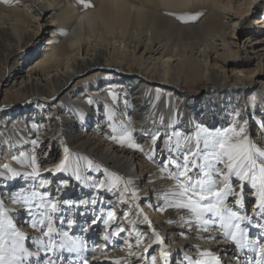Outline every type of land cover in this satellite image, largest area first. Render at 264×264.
<instances>
[{"label":"bare ground","instance_id":"obj_1","mask_svg":"<svg viewBox=\"0 0 264 264\" xmlns=\"http://www.w3.org/2000/svg\"><path fill=\"white\" fill-rule=\"evenodd\" d=\"M42 38L46 41L39 50ZM88 71L93 73L84 77ZM248 93L251 96L246 98ZM1 94L0 192L7 208L21 213L15 222L27 236L42 233L31 227L23 208L7 202L9 185L13 195L36 192L45 202H61L51 216L53 227L85 241L89 249L101 230L94 245L100 250L90 256L94 258L89 264H136L137 256L145 260L153 247L156 259L165 264L152 229L165 242L168 264L181 250L185 257L197 260L201 255L196 249L212 251L223 260H227L226 249L232 254L231 241L205 238H219L221 231L185 227L179 222L187 215L183 210H156L163 203V193L175 187L167 178L172 166L163 173L161 166L169 155L165 146L178 156L194 149L197 141L202 145L208 132L215 134L232 126L244 127L253 146L264 151V0L0 2ZM92 121L94 129L86 130ZM254 128L255 138L251 136ZM126 130L133 132L143 151L118 143ZM157 131L161 140L153 143L148 134ZM166 133L171 134L170 141ZM34 139H38L35 147L30 143ZM58 154L57 164H53L51 159ZM32 155L39 175L14 178V183L8 180L10 173L3 165L26 174L32 171L28 158ZM61 163L67 171H55ZM117 176L131 179L134 184L130 187L139 189V195H152L156 206L150 201L137 206L136 198L130 199L122 190L114 189L116 194H112L93 188L98 182L119 186ZM230 183L240 191V181L233 177ZM243 183V205L251 210L256 193ZM121 196L129 202L120 203ZM90 199L97 203L85 210L82 202ZM233 199L230 196L229 203ZM35 205L34 218H39L41 201L37 199ZM137 207L149 217L151 227ZM109 210L115 213L107 228L110 240L103 239L106 229L102 223L81 232L94 215L99 220ZM118 226L127 234L115 235ZM182 232L187 236H181ZM123 234L126 251L121 252L112 246ZM255 234L252 229L248 237ZM203 237L206 243L200 240ZM146 246L147 253L143 251ZM88 252L83 255L87 257Z\"/></svg>","mask_w":264,"mask_h":264},{"label":"snow or ice","instance_id":"obj_2","mask_svg":"<svg viewBox=\"0 0 264 264\" xmlns=\"http://www.w3.org/2000/svg\"><path fill=\"white\" fill-rule=\"evenodd\" d=\"M5 4L9 0H0ZM84 3V0H81ZM90 6V5H85ZM178 115V114H177ZM264 123V122H262ZM149 139L153 143L161 140L159 131L150 133ZM169 141L171 134L166 133ZM114 140L116 136L112 137ZM33 147L38 144V139L30 142ZM118 143L127 144L128 147L143 151V149L135 142L133 132L131 130L124 131L118 137ZM67 153V148L64 149ZM152 151V149H150ZM165 152L169 155L165 156V163L161 166L163 173L168 165L172 166V170L167 173V178L175 182L174 190L166 191L161 196L163 203L157 206L156 210L161 212L167 208L183 210L187 215H182L179 222L185 227L191 229L193 225L198 231H221L222 235L217 238L215 236H207L206 239L217 240L218 243L232 242V254L228 255L225 250L227 260H223L216 253L209 250L196 249L200 255V259L187 258L181 250L180 256L177 257L174 264H264V151L255 148L251 143L244 127H229L221 129L213 134L208 132L203 139V143L197 141L194 149L190 148L181 151L178 156L171 155L172 148L165 146ZM259 156L261 159H257ZM15 159V156L12 157ZM31 161L29 165L32 171L28 173H18L9 168L7 165L3 167L10 175L8 180L15 182L14 178H23L27 175L35 178L39 175V166L36 164V157L32 155L28 157ZM152 159V156L148 157ZM67 156H65V162ZM202 161V163H201ZM57 172L67 171L66 164L61 163L55 169ZM192 173H195L194 175ZM77 180L82 177L79 173L75 174ZM240 181V191L234 189L230 183L231 178ZM116 181L119 186L113 183L106 186L103 182L93 185L94 189L107 191L112 194L123 191L128 194L130 199L139 196V189L134 186L129 192V187L134 182L124 180L117 176ZM247 182L251 189L255 190L256 201L253 208L248 210L243 205V196L241 191L244 187L243 182ZM7 194V202L14 203L19 208H23V215L29 218V223L34 229L39 228L42 235L40 237H29L23 231L19 230L20 226L15 222L16 218L21 215L19 212H12L6 206L5 196L0 192V264H89V259L94 257H86L83 253L91 251L95 252V246L91 249L83 240L72 239L68 236L67 231H58L53 227L51 216L57 212L58 204L61 203L54 199L45 202L43 196H38L36 192L31 195H13L10 185ZM234 197L229 203L228 198ZM41 201L42 212L38 213L35 205L36 200ZM123 196L120 197V203H128ZM69 203L70 206H77ZM85 210L88 206L95 205L96 200H88L82 202ZM151 206V205H150ZM137 212L142 216L144 222L151 227V221L147 215H144L137 207ZM115 213L112 210L107 211L101 219L97 220L94 215L91 220L87 221L88 227H82L81 232H86L89 227L95 223H102L105 226L103 239L110 240L107 231L111 221H114ZM61 226L64 221H59ZM168 223H172L171 220ZM71 227V224H68ZM254 229L257 233V239L249 241L248 233ZM123 227H117L114 230L115 235L124 232ZM155 243L161 246L160 256L164 258L165 264H168L169 252L164 248V240L159 232L152 229ZM139 235V234H138ZM181 236H187V233H180ZM63 239H58V237ZM140 247V241L137 240V248ZM143 251L147 253L148 247H144ZM254 253L255 255H250ZM130 256H136V252H130ZM206 258H210V261ZM143 256H137V260H143ZM151 264H156V257H150ZM130 264V262H129Z\"/></svg>","mask_w":264,"mask_h":264},{"label":"rangeland","instance_id":"obj_3","mask_svg":"<svg viewBox=\"0 0 264 264\" xmlns=\"http://www.w3.org/2000/svg\"><path fill=\"white\" fill-rule=\"evenodd\" d=\"M45 41H46V38H42V40H40V43H39V45H38V49L39 50H42L43 48H44V44H45ZM20 68H22V67H24V65L22 64L21 66H19ZM93 72L92 71H88L87 73H85L84 74V77H88V76H90L91 74H92ZM216 73H219V72H216ZM220 74V73H219ZM76 81H77V79H75V82H73L72 83V85L71 86H73L75 83H76ZM6 86V85H5ZM92 89V88H91ZM2 92H4L3 91V88H2ZM3 94H1L0 95V100H2L3 99ZM251 95H250V93H248L247 95H246V98H248V97H250ZM249 122H252V120L250 119V121ZM64 126V122H62L61 123V126ZM86 128V130H88V131H91V130H93L94 129V121H92L88 126H86L85 127ZM255 129L256 128H254L253 130H254V132H253V134L251 135L253 138H255L256 137V131H255ZM72 133V132H71ZM70 133V134H71ZM68 134H66L65 136H67ZM63 141H66V137H65V139L63 140ZM52 157V156H51ZM60 157V154H58L54 159L52 158L51 160H53V164H57V161H58V158ZM116 171V170H115ZM131 188L132 187H129V190H130V192H131ZM153 196L151 195V196H144V195H139L137 198H136V204L135 205H137V206H141V207H144V206H146L145 204H146V202L147 201H150V203H153L152 204V207L154 208V206H156V203L157 202H155V200H153ZM156 208V207H155ZM16 221V220H15ZM16 222H18V221H16ZM118 223H120V221H117ZM101 230H99L96 234H97V236H96V238H95V241H93L91 244H90V246H91V248L95 245V244H97L98 243V240H99V238H100V235L99 234H101ZM123 233H125V234H127V232L126 231H124ZM191 234H194V233H191ZM81 235H84V234H81ZM124 234H123V237L121 236V238L119 239V241L118 242H116V244H115V246H114V244H113V246L112 247H114L113 249H118V250H120L121 252H124V251H126V249H125V243H124ZM249 237H251L250 238V240L252 239V240H254L255 238H257V234H255V235H253V236H249ZM203 240V242H205L206 243V240L204 239V237L203 238H200V240ZM128 243V242H127ZM99 248L97 247V250L95 251V252H99ZM95 252H91V251H89L88 253H87V257H90L92 254H94ZM156 253H155V248L153 247L152 249H151V251H150V253H148V256L145 258V260L143 259V260H140V261H138L136 264H151V260H150V257L151 256H155L156 257V255H155ZM180 256V255H179ZM222 256V255H221ZM178 257V256H177ZM175 256H172V257H170V262H171V264H174V262H175ZM111 264H113V263H111ZM156 264H161L157 259H156Z\"/></svg>","mask_w":264,"mask_h":264}]
</instances>
